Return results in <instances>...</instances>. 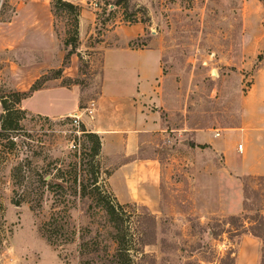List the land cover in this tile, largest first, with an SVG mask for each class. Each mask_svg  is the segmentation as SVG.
Returning <instances> with one entry per match:
<instances>
[{"label":"rangeland","instance_id":"1","mask_svg":"<svg viewBox=\"0 0 264 264\" xmlns=\"http://www.w3.org/2000/svg\"><path fill=\"white\" fill-rule=\"evenodd\" d=\"M67 1L81 9L78 27L75 14L54 6V0H0V115L1 96L29 92L34 85L74 89H45L22 101L26 114L20 131L13 133L17 146L5 149L0 144V264H80L78 238L57 247L42 233L51 199L46 196L39 211L28 202L15 204L20 196L14 192L12 169L24 158L46 169L79 159L84 151L90 154L86 149L91 143L70 125L69 116L52 118L31 111L76 108L77 92L79 110L95 100L101 91L104 52L120 45L113 29L136 23L145 32L135 44L161 50L170 95L181 108L164 110L162 128L140 136V156L156 160L144 164L153 167L149 178L154 187L141 178L140 197L127 198L115 171L107 179L108 189L120 203L137 204L127 207L135 226H147L140 205H147L157 218L155 243L145 246L138 264H231L242 232L257 230L256 214L264 207V181L244 175L237 182L229 167L238 164V156L228 154L238 144L234 129L243 112L253 114L254 99L264 92V11L248 9L254 18L245 24L243 0ZM76 29L77 47L69 59ZM135 58L119 51L114 63ZM193 126L201 129L202 137L192 132ZM123 160L122 155L102 157L103 169L115 170ZM244 187L250 194L249 209L243 205L234 213L239 189L244 201ZM71 214L77 227L98 225L99 216H88L82 203Z\"/></svg>","mask_w":264,"mask_h":264},{"label":"crops","instance_id":"2","mask_svg":"<svg viewBox=\"0 0 264 264\" xmlns=\"http://www.w3.org/2000/svg\"><path fill=\"white\" fill-rule=\"evenodd\" d=\"M243 1L242 5L246 10L243 22L247 24L250 19L254 18L247 10L255 6L264 11V1ZM262 21H264V17ZM85 24L86 21L82 18L80 20L81 30L85 28ZM144 32L145 27L140 23L131 26H116L113 29V34L116 35L120 45L106 48L101 69V91L95 99L96 109L92 117L87 116L82 119L87 128L90 127L91 131L101 137L102 157H114V155L124 157L115 170H112L110 178L114 177L116 171L115 175H120V182L126 191L124 196L134 199L140 197L141 185L139 186V184L142 183L139 182H142L141 178H148L145 185L154 187L153 181L149 178L153 174V167L147 168L144 164L156 160L149 156H140V136L162 128V112L164 110L168 112L177 105L178 108H181L176 97L172 98L170 95L172 89L167 79L166 67L162 66L161 50L148 47L145 43L135 44L137 39L144 36ZM132 45H137V47ZM119 51L133 54L136 58L131 63H114V54ZM152 64H155L156 67H153ZM50 88L74 90L67 86H54L41 88L33 95ZM174 92L176 93V91ZM77 94L76 108L59 109L51 113L30 111L52 118L71 116L79 111V93L77 92ZM254 100V113L245 110L239 126L233 128L237 130L235 134L238 144L232 145L228 151L230 156L235 153L238 156V164L235 167L230 164L229 167V172H233L237 176L234 177L237 182H241L240 177L244 175H264V92ZM227 129L231 128H226L225 131ZM191 130L196 133V136L202 137L201 129L193 126ZM223 138H225V133ZM222 143L227 145L225 139L222 140ZM240 144L242 145L241 151L239 150ZM133 156L137 158L128 159ZM232 209L234 213L243 210L240 189L238 199ZM234 257V264H260V239L250 233L243 234L234 252Z\"/></svg>","mask_w":264,"mask_h":264},{"label":"trees","instance_id":"3","mask_svg":"<svg viewBox=\"0 0 264 264\" xmlns=\"http://www.w3.org/2000/svg\"><path fill=\"white\" fill-rule=\"evenodd\" d=\"M54 6L73 12L78 27L81 15L78 5L67 0H54ZM78 29L75 30L70 42L72 50L67 55L69 59L77 47ZM39 89L41 87L34 85L29 92L18 91L1 96L3 111L0 115V144L5 149L7 146H17L13 133L20 131V121L26 114V110L20 105L24 99L31 97ZM67 120L71 122L70 117H67ZM86 128L82 123L79 131L91 143L89 149H86L90 154L84 151L79 159L69 161L63 166L52 165L46 169L31 166L32 163L28 162L27 158L13 167L12 178L17 187L14 192L20 196L15 204L28 202L33 211H39L46 196L51 199L52 211L42 224V233L50 244L57 247L68 245L78 238L77 253L80 264H138L137 259L145 255V246L155 243L157 218L147 205H140L145 212L147 226L134 225L133 214L127 211V207L136 208L137 204L120 203L115 194L108 189L106 182L112 170L103 169L101 137ZM4 140H7V143H4ZM136 158L133 156L128 159ZM250 178L264 181V175ZM243 192L244 210H248L250 199L248 188L244 187ZM79 203L86 206L88 216L92 218L99 216L97 227L94 228L93 225L77 227L72 222V210L76 209ZM263 211L264 207L256 214V219L259 220L257 230H248L243 224L246 229L242 234L250 233L264 241ZM232 218L237 221L239 217ZM231 264H234V259Z\"/></svg>","mask_w":264,"mask_h":264},{"label":"built area","instance_id":"4","mask_svg":"<svg viewBox=\"0 0 264 264\" xmlns=\"http://www.w3.org/2000/svg\"><path fill=\"white\" fill-rule=\"evenodd\" d=\"M96 109V102L95 100H92L89 102V104L86 107H83L79 110V112H76L75 114L69 116L71 118L70 125L74 126L75 128L79 129L80 125L83 123L82 121V116L83 115H88L92 117V114L94 110ZM217 136L220 135V133L216 134ZM242 145H239V150L241 151Z\"/></svg>","mask_w":264,"mask_h":264}]
</instances>
